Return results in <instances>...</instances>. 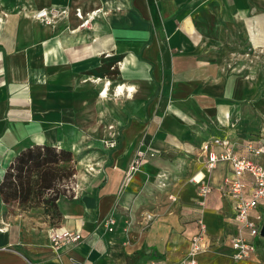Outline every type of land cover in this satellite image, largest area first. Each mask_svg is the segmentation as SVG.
Wrapping results in <instances>:
<instances>
[{
	"label": "crops",
	"instance_id": "1",
	"mask_svg": "<svg viewBox=\"0 0 264 264\" xmlns=\"http://www.w3.org/2000/svg\"><path fill=\"white\" fill-rule=\"evenodd\" d=\"M41 8L65 12L46 24L35 17ZM77 11L91 15L87 25ZM263 40L264 0H0V183L28 148L72 151L75 195L57 200V224L82 233L57 250L48 227L22 234L4 220L10 205L0 194V264H180L200 219L207 247L198 264H264L261 235L254 257L235 259L232 164L208 170L202 150L227 137L253 157L247 143L264 141L253 53ZM112 136L114 148L105 145ZM98 143L108 150L101 169L76 191L75 152ZM140 148L155 155L125 183ZM243 181L251 191L252 177ZM258 211L264 224V203Z\"/></svg>",
	"mask_w": 264,
	"mask_h": 264
},
{
	"label": "built area",
	"instance_id": "2",
	"mask_svg": "<svg viewBox=\"0 0 264 264\" xmlns=\"http://www.w3.org/2000/svg\"><path fill=\"white\" fill-rule=\"evenodd\" d=\"M62 12L65 11L41 8L36 11L35 17L46 24H53L56 17ZM77 15L84 19L82 25L89 23L91 15L85 18L80 11H77ZM117 144L118 137L112 136L105 140V145L108 147L114 148ZM213 146L218 148H213ZM202 150L207 153L206 167L208 170H212L221 161H229L232 164L234 176L226 179V192L234 200L235 218L240 226V235L232 239V245L235 249L234 257L238 260L250 259L256 255L254 241L256 237L261 235L263 226V216L258 208L264 203V164L255 158L264 156V141L253 140L247 143V150L253 157H246L237 153L227 137L211 138L203 143ZM154 155V152H148L142 148L138 149L129 163L125 183H128L147 156ZM245 175H250L253 180V187L249 192L245 191L246 184L243 181ZM192 180L199 185L201 196L205 197L212 192V188L203 182V178H197V175H194ZM109 229L112 230V226ZM206 233V224L204 220L200 219L198 231L191 240V247L180 264H198L196 255L207 247ZM49 237L53 248L57 250L63 245L80 241L82 233L57 226L50 230Z\"/></svg>",
	"mask_w": 264,
	"mask_h": 264
},
{
	"label": "trees",
	"instance_id": "3",
	"mask_svg": "<svg viewBox=\"0 0 264 264\" xmlns=\"http://www.w3.org/2000/svg\"><path fill=\"white\" fill-rule=\"evenodd\" d=\"M73 153L50 145H35L22 151L6 170L0 183V194L9 205L35 202L43 204L48 213L61 218L57 200L74 197L71 188L76 169L68 166Z\"/></svg>",
	"mask_w": 264,
	"mask_h": 264
},
{
	"label": "rangeland",
	"instance_id": "4",
	"mask_svg": "<svg viewBox=\"0 0 264 264\" xmlns=\"http://www.w3.org/2000/svg\"><path fill=\"white\" fill-rule=\"evenodd\" d=\"M255 43H260V40L255 39ZM244 45L245 44H242V46ZM253 53L256 55L255 58H257L258 78L264 80V46H258L257 49L255 48L253 50ZM107 152L108 150L103 145H101V143H98L97 152L84 148H82V150L79 152H75L77 155L76 157L79 158L76 159V162H80L78 182L75 183L76 191L79 190L82 192L88 187L90 183V177H92L97 172V170L101 169V156ZM93 154H97V157L92 158ZM73 159L75 160L74 153ZM91 167H94V169H91ZM4 218L5 221L9 219L11 224H16L18 226L20 225L22 228V234L25 235H28L30 233L29 231L34 232L35 235H41L42 232L37 233L32 229L36 228V230L38 229L40 231L41 229H44V227H48L49 234L52 228L59 226L57 224V215L53 216L52 213H48L43 204H36L34 201L20 205H10L4 215Z\"/></svg>",
	"mask_w": 264,
	"mask_h": 264
},
{
	"label": "water",
	"instance_id": "5",
	"mask_svg": "<svg viewBox=\"0 0 264 264\" xmlns=\"http://www.w3.org/2000/svg\"><path fill=\"white\" fill-rule=\"evenodd\" d=\"M261 236H264V224H263L262 229H261Z\"/></svg>",
	"mask_w": 264,
	"mask_h": 264
},
{
	"label": "bare ground",
	"instance_id": "6",
	"mask_svg": "<svg viewBox=\"0 0 264 264\" xmlns=\"http://www.w3.org/2000/svg\"><path fill=\"white\" fill-rule=\"evenodd\" d=\"M91 169H94V167H91Z\"/></svg>",
	"mask_w": 264,
	"mask_h": 264
}]
</instances>
